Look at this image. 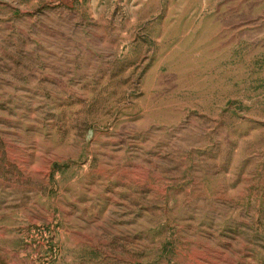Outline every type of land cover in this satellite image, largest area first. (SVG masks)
<instances>
[{
	"label": "rangeland",
	"instance_id": "rangeland-1",
	"mask_svg": "<svg viewBox=\"0 0 264 264\" xmlns=\"http://www.w3.org/2000/svg\"><path fill=\"white\" fill-rule=\"evenodd\" d=\"M0 264H264V0H0Z\"/></svg>",
	"mask_w": 264,
	"mask_h": 264
}]
</instances>
